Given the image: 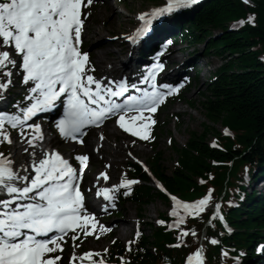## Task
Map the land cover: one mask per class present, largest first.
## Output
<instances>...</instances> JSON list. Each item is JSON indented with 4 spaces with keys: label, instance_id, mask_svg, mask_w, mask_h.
<instances>
[{
    "label": "snow or ice",
    "instance_id": "snow-or-ice-1",
    "mask_svg": "<svg viewBox=\"0 0 264 264\" xmlns=\"http://www.w3.org/2000/svg\"><path fill=\"white\" fill-rule=\"evenodd\" d=\"M93 2L0 0V99L13 86L14 71L25 86V95L15 105V112L0 110V144L13 143L10 130L14 129L28 145L24 151L29 153V162L17 168L12 153L0 151V264H63L62 253L67 239H71L75 249L80 246L77 240L92 235L99 238L100 233L111 231L87 206L85 191L92 190L81 189L89 155L77 154L74 161H70L54 148H43L40 142L45 137L41 125L28 123L32 117L57 109L59 104L62 115L56 128L65 140L83 144L90 126L99 127L115 117V124L124 133L147 141L153 138L152 128L157 122L154 114L159 106L184 86L157 84V73L164 68L162 62L154 63L141 80V83L150 82L151 90L129 85L126 79L116 82L96 77L89 53L81 47L85 20L90 14L83 10ZM196 3L198 0H166L163 6L141 13L138 19L144 23L127 39L133 45L155 47L159 43L158 29L169 26L170 14ZM129 87L141 94L125 96ZM29 148L32 151L29 152ZM143 169L148 171L146 166ZM101 178L107 182L109 175L100 172L97 183ZM137 183L136 179L122 176L118 184L97 186L94 196L107 202L103 206L107 211L109 206L115 207L116 194L121 188L127 196L131 186ZM213 191L208 189L202 198L191 202L175 195L170 197V215L175 219L167 227L179 230V243L175 247L181 246L185 236H196L194 229L182 225L188 217L200 218L208 211L213 205ZM220 207L219 203L214 204L209 223L216 218L223 220ZM158 223L165 224V221ZM210 242L218 243L214 238ZM132 243L128 242L129 251ZM103 251L107 253L108 250ZM257 251L264 253V245L258 246ZM101 257L98 251H84L79 255L73 251L68 264H108ZM185 264H204L202 245L186 256Z\"/></svg>",
    "mask_w": 264,
    "mask_h": 264
},
{
    "label": "trees",
    "instance_id": "trees-1",
    "mask_svg": "<svg viewBox=\"0 0 264 264\" xmlns=\"http://www.w3.org/2000/svg\"><path fill=\"white\" fill-rule=\"evenodd\" d=\"M182 14L188 16L192 29L198 32L206 33L210 27L219 28L217 37L209 38L202 49L204 53L220 56L222 61L200 94L202 115L208 121L202 122V133L190 130L184 146L174 147L177 164L170 173L161 166L159 152L151 157L150 164L165 186L184 198H194L209 188L214 190V199L224 195V214L234 230L226 234L217 220L205 226L207 212L187 222V227L196 231L195 237L189 234L185 239L190 248L182 245L173 249L165 244L175 241L174 233L151 225L152 239L144 237L140 245L132 249L131 256L137 262L180 260L196 246L198 235L205 229L203 249L208 264H217L225 257L222 247L230 250L235 246L246 247V264L255 251L264 204L251 200L250 195L240 208L226 203L236 200L238 190L244 187L242 181L248 168L252 170L254 165L264 161V0H253L246 5L240 0H207ZM240 17H252V24L248 22L238 31L228 30L227 22ZM187 31L184 38L188 42L196 41L197 35ZM216 124L228 126L232 135H221L213 127ZM210 133L216 137L221 149L209 146L207 135ZM260 173L263 171H258ZM196 178L203 183H198ZM152 195L151 187L144 185L135 188L132 199L143 205ZM156 196L164 199L159 193ZM260 235L264 236V233ZM213 238L218 241L215 245L210 242ZM259 261L258 258L249 264Z\"/></svg>",
    "mask_w": 264,
    "mask_h": 264
},
{
    "label": "rangeland",
    "instance_id": "rangeland-1",
    "mask_svg": "<svg viewBox=\"0 0 264 264\" xmlns=\"http://www.w3.org/2000/svg\"><path fill=\"white\" fill-rule=\"evenodd\" d=\"M125 1V3L120 2L119 0H109V3L107 6H104L101 3H97L92 9V17L87 22V30L85 31L86 34H90L91 30L96 29H103L105 31L103 38H89L88 39V48L89 50L98 49L101 45L106 43L108 40L106 37H110L112 35L117 34L120 30H124L123 26L125 23H127L130 19L129 12L141 8L146 3H142L140 0H122ZM98 2V0L96 1ZM128 4V9H126L124 6ZM149 4V3H147ZM104 10V11H102ZM100 11L102 13H100ZM112 17V21H105ZM103 20L106 22L103 24ZM125 27V26H124ZM218 32L217 28H211L207 34L203 38V41L201 43L195 45L193 48L187 49L186 52L178 53L176 54L178 56V60L176 63L178 65L188 63L190 66L187 69V74L189 76H194L196 73V70L198 69V80L191 79L190 85L188 86V90L185 94V100H190L194 104V108L188 107L183 101L178 102L176 101L172 105H169L168 109H162L161 113L158 116V129L156 130L157 134V148L162 152V166L169 172L173 168V164L175 161L176 153L171 149L172 140L175 145H183L185 140L188 137L189 130L196 131L197 133H202L203 131V121L208 122L205 117L202 115V110L200 106V93L203 92L206 88V82L207 77L219 66L220 64V58L217 56L204 54L202 51V47L204 46V43L206 42L207 38L211 35H215ZM120 43V41H118ZM109 51L112 52H120V59H124L125 53H123V50L126 51V49H123V47L118 44H111V46L108 47ZM123 49V50H122ZM194 49H200L199 51H193ZM190 51H193V53H190ZM112 54H109L107 57L109 59L112 58ZM198 60L201 61V63H198ZM113 61V59L111 60ZM95 66L98 67L96 64ZM100 69V68H99ZM98 73L100 71L98 70ZM15 71H14V75ZM17 77V76H16ZM16 77L13 78V83H16ZM16 88V86H15ZM20 89V88H17ZM173 113L179 114V122L180 125L177 126L176 122L173 119H170V116ZM214 129L221 131V125L216 124L213 126ZM113 128V133L111 135H107L106 140L108 142L107 148H117L116 144L121 139V142L123 143V148H117V150L120 149L121 156L118 159V163L116 164V173H115V180L119 181L120 176L123 175V171L126 169V162L128 161V155L127 153H133L143 161L147 163V160L149 156L152 154L153 150L148 145L144 144H138V143H132L131 140L122 138L119 131L113 126L110 125V129ZM101 136V135H100ZM171 139V141H170ZM213 140V134L210 133L207 135V141L211 142ZM130 142V146L126 147L128 143ZM110 145V146H109ZM116 150V149H115ZM134 150H137V152H134ZM8 151L12 153L11 149L9 148ZM15 157V156H14ZM16 158V157H15ZM103 164L102 162L100 165L95 168L94 170H99V168H102ZM112 171V169H111ZM116 183V182H115ZM256 190H258L257 194L260 191V185H257ZM169 207L168 203H165L161 200H159L156 197H153L150 204L145 205L143 207V217L141 218V221L143 223L142 229L143 233L146 235H149L151 233V230L147 223H151L155 225V218L158 216L159 213H162L164 211L167 212ZM121 211L118 213H114L110 218L111 220H114L116 217H129L133 218V215L138 212V206L134 203H124L120 206ZM128 233L125 236H119L118 234H111L109 236L103 235L99 239L91 238L87 241V243L83 244L82 248L80 250H86L88 248L94 249V250H104L107 248L108 245L111 244L112 239H117L119 242L126 243V241H130L132 239L133 234V225L130 226V228L127 231ZM71 246V245H70ZM70 249L67 250V253L69 254ZM66 253V255H67Z\"/></svg>",
    "mask_w": 264,
    "mask_h": 264
},
{
    "label": "bare ground",
    "instance_id": "bare-ground-1",
    "mask_svg": "<svg viewBox=\"0 0 264 264\" xmlns=\"http://www.w3.org/2000/svg\"><path fill=\"white\" fill-rule=\"evenodd\" d=\"M99 3L103 4L104 6H107L108 3H109V0H99ZM102 11H104V10H102ZM100 13H102V12L100 11ZM105 21L111 22L112 21V17L109 18L108 20H105ZM104 33H105V31L103 29L94 28V29L91 30L90 34L86 35V37H88V38H94V37L95 38H102V37L105 36ZM111 44L112 43L108 41V42L104 43L103 45H101L99 47V49L92 50L91 51L92 56L94 57V60L97 62V64H99V66L101 68H103L104 70H107V71H114L116 69L120 70L122 67H124L129 62V58H127V56H126L123 59V61H122L120 59V52H112L111 53L109 51V49H108V47L111 46ZM109 54L113 55L111 59H109L107 57ZM127 55H130L129 51H127ZM112 59H113V61H111ZM134 60H136V59H134ZM118 63L121 64L119 66V68H117V66H115ZM198 63L200 64L201 61L198 60ZM177 74H181V69H177ZM178 77H180V76H178ZM107 133L111 134L110 131L107 132ZM99 142H101V144L103 143V141L98 140V141L95 142V145L97 144V146H98ZM104 143L106 145H108L107 141L104 142ZM20 144L24 145V142L22 140H20ZM121 146L123 148V143L121 142V139H120L118 141V143L116 144V147L117 148L118 147L121 148ZM117 148H112L111 146H110V148H107V146L105 147L103 145V147L101 146L99 148V154L93 155L92 157H93V159H103V158H105L107 162H109V163H111V165H113L112 167L115 168L114 169V173H116V171H117L116 170V164L118 163V159L121 156L120 149L117 150ZM23 149H24V147L22 145L16 146L14 148V155H17L18 159H19V162L15 163V166L17 168H19L20 165L26 164V163L29 162V153L23 154ZM134 152L138 153L137 150H134ZM111 173L114 174L113 171ZM113 179L114 178L112 176V177H110L109 181H113ZM92 180H93V178L90 181H92ZM133 217L136 218L137 214L135 213L133 215ZM132 223H133V221L129 217H118L117 220H113V221L109 222L107 225H108V227L111 228V231H109V232H114V233L118 234L119 236H125L128 233L127 231L130 228V226L132 225Z\"/></svg>",
    "mask_w": 264,
    "mask_h": 264
}]
</instances>
